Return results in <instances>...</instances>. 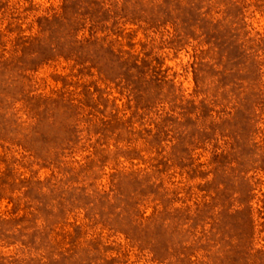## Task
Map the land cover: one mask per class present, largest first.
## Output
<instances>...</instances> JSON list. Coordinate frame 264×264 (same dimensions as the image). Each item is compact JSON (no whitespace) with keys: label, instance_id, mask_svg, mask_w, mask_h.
<instances>
[{"label":"rangeland","instance_id":"374dc122","mask_svg":"<svg viewBox=\"0 0 264 264\" xmlns=\"http://www.w3.org/2000/svg\"><path fill=\"white\" fill-rule=\"evenodd\" d=\"M0 264H264V0H0Z\"/></svg>","mask_w":264,"mask_h":264}]
</instances>
